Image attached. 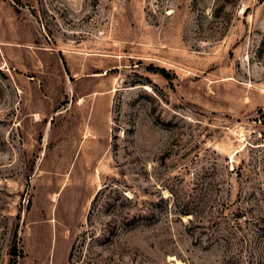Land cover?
Here are the masks:
<instances>
[{
    "label": "rangeland",
    "instance_id": "rangeland-1",
    "mask_svg": "<svg viewBox=\"0 0 264 264\" xmlns=\"http://www.w3.org/2000/svg\"><path fill=\"white\" fill-rule=\"evenodd\" d=\"M259 225L264 0H0V264H264Z\"/></svg>",
    "mask_w": 264,
    "mask_h": 264
},
{
    "label": "trees",
    "instance_id": "trees-1",
    "mask_svg": "<svg viewBox=\"0 0 264 264\" xmlns=\"http://www.w3.org/2000/svg\"><path fill=\"white\" fill-rule=\"evenodd\" d=\"M185 215H188V214H185ZM262 229H263V231H264V226L259 225L258 230L260 231V230H262ZM230 264H238V263H236V261H232V262H230Z\"/></svg>",
    "mask_w": 264,
    "mask_h": 264
}]
</instances>
